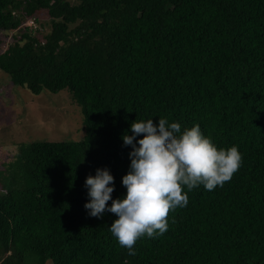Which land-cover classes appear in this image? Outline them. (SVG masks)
<instances>
[{"label": "trees", "instance_id": "trees-1", "mask_svg": "<svg viewBox=\"0 0 264 264\" xmlns=\"http://www.w3.org/2000/svg\"><path fill=\"white\" fill-rule=\"evenodd\" d=\"M2 42L10 82L66 88L84 133L21 142L1 163L0 264H264V0H0ZM159 118L198 124L241 165L223 187L184 186L187 206L130 256L114 214L89 216L85 181L107 168L123 199L122 136Z\"/></svg>", "mask_w": 264, "mask_h": 264}, {"label": "clouds", "instance_id": "clouds-1", "mask_svg": "<svg viewBox=\"0 0 264 264\" xmlns=\"http://www.w3.org/2000/svg\"><path fill=\"white\" fill-rule=\"evenodd\" d=\"M130 131L131 135L122 136L124 145L132 149L130 170L122 178L126 196L112 199L114 177L107 168L97 169L95 176L86 178L90 202L84 207L98 219L105 212L114 214L117 219L109 231L128 255L135 256L138 239L165 233L169 213L187 206L184 186L189 192L200 185L208 191L223 187L239 169L242 157L236 146L218 149L198 124L181 132L179 123L165 118H159L158 124L136 120Z\"/></svg>", "mask_w": 264, "mask_h": 264}, {"label": "rangeland", "instance_id": "rangeland-1", "mask_svg": "<svg viewBox=\"0 0 264 264\" xmlns=\"http://www.w3.org/2000/svg\"><path fill=\"white\" fill-rule=\"evenodd\" d=\"M47 19L43 14L34 21L39 35L48 27L40 29L38 23ZM6 35L1 36L5 43L13 34ZM81 125L79 107L66 88L55 93L43 89L34 94L24 86L12 84L0 70V168L19 143L32 139H78L84 133Z\"/></svg>", "mask_w": 264, "mask_h": 264}, {"label": "built area", "instance_id": "built-area-1", "mask_svg": "<svg viewBox=\"0 0 264 264\" xmlns=\"http://www.w3.org/2000/svg\"><path fill=\"white\" fill-rule=\"evenodd\" d=\"M26 23H27V24H33V22H32V20H31V19H30V20H28Z\"/></svg>", "mask_w": 264, "mask_h": 264}]
</instances>
